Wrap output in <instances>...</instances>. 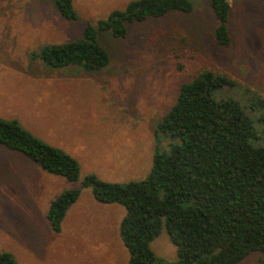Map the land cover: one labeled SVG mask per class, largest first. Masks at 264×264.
Masks as SVG:
<instances>
[{"label":"rangeland","instance_id":"1","mask_svg":"<svg viewBox=\"0 0 264 264\" xmlns=\"http://www.w3.org/2000/svg\"><path fill=\"white\" fill-rule=\"evenodd\" d=\"M72 1L77 19L70 21L52 0H0V118L18 121L80 169L78 181L70 183L0 145V253L17 264H128L119 237L125 209L97 203L81 181L90 174L112 183L144 179L155 148L165 150L170 142L156 133L157 125L180 87L205 71L235 82L216 98L238 101L264 145V109L248 107V99L264 101V4L228 0V47L214 39L208 0H189L190 13L126 24L123 38L99 31L109 56L102 70L46 67L32 54L81 39L86 25L98 29L99 21L134 0ZM68 189L80 194L55 233L46 214ZM151 249L162 261L177 259L164 231ZM259 257L253 253L237 264H259Z\"/></svg>","mask_w":264,"mask_h":264},{"label":"trees","instance_id":"2","mask_svg":"<svg viewBox=\"0 0 264 264\" xmlns=\"http://www.w3.org/2000/svg\"><path fill=\"white\" fill-rule=\"evenodd\" d=\"M52 4L63 18L77 19L72 0H52ZM208 4L216 21L214 39L228 47L230 4L228 0H208ZM171 11L190 13L192 4L134 0L99 21L98 29L86 25L81 39L44 46L32 57L52 69L75 66L99 71L109 63L98 42L99 31L123 38L126 24ZM234 85L225 76L205 71L180 87L156 128L160 137L170 141L168 148H155L144 179L112 183L90 174L81 181L97 203L125 209L119 237L128 251V264H237L253 253L264 264V145L258 143L254 122L238 101L216 98ZM248 101L249 110L264 109V101ZM0 145L50 175L70 183L79 179V164L73 157L33 136L16 120L0 118ZM79 194L80 189H68L51 202L46 219L53 232L61 231L65 214ZM163 231L176 248V261H162L151 249ZM0 264L17 262L2 252Z\"/></svg>","mask_w":264,"mask_h":264}]
</instances>
